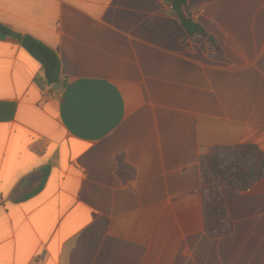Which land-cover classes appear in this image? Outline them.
<instances>
[{"label": "crops", "instance_id": "obj_1", "mask_svg": "<svg viewBox=\"0 0 264 264\" xmlns=\"http://www.w3.org/2000/svg\"><path fill=\"white\" fill-rule=\"evenodd\" d=\"M188 10L204 50L165 0H0L66 81L0 39V264H264V179L223 190L209 238L199 170L212 147L264 152V0Z\"/></svg>", "mask_w": 264, "mask_h": 264}, {"label": "trees", "instance_id": "obj_2", "mask_svg": "<svg viewBox=\"0 0 264 264\" xmlns=\"http://www.w3.org/2000/svg\"><path fill=\"white\" fill-rule=\"evenodd\" d=\"M171 7L187 36L204 50L208 38L206 29L194 22L189 14L188 0H165ZM16 39L23 49L35 59L44 72L49 87L58 84L65 87L61 78V65L57 54L39 40L18 34L0 23V39ZM221 54L220 48L214 46ZM16 105L0 102V122L11 121ZM203 227L209 238H218L229 232V214L223 198V190L243 192L264 179V152L254 145L216 146L199 159ZM47 172L45 171V177ZM44 180L38 190L42 188Z\"/></svg>", "mask_w": 264, "mask_h": 264}, {"label": "water", "instance_id": "obj_3", "mask_svg": "<svg viewBox=\"0 0 264 264\" xmlns=\"http://www.w3.org/2000/svg\"><path fill=\"white\" fill-rule=\"evenodd\" d=\"M207 42H213V38L209 37L207 39ZM59 87L60 86L58 84H56V85L52 86V89L55 90V91H57L59 89Z\"/></svg>", "mask_w": 264, "mask_h": 264}]
</instances>
